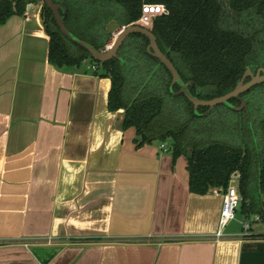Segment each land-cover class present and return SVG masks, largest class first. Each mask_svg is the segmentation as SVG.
Masks as SVG:
<instances>
[{"label":"crops","instance_id":"crops-1","mask_svg":"<svg viewBox=\"0 0 264 264\" xmlns=\"http://www.w3.org/2000/svg\"><path fill=\"white\" fill-rule=\"evenodd\" d=\"M40 9L0 24V264H264L263 231L215 236L222 189L136 146L95 63L48 61Z\"/></svg>","mask_w":264,"mask_h":264},{"label":"trees","instance_id":"trees-1","mask_svg":"<svg viewBox=\"0 0 264 264\" xmlns=\"http://www.w3.org/2000/svg\"><path fill=\"white\" fill-rule=\"evenodd\" d=\"M65 10L64 23L78 38L97 49H105L113 28L138 24L155 35L160 50L171 60L184 81H194L196 95L212 99L231 91L247 68L253 73L264 67V0H53ZM29 4H40V15L49 36L47 59L56 68L79 67L86 60L95 63L92 73L111 80L107 107L123 109L122 129L133 127L135 143H166L175 161L187 159L189 191L207 194L213 188L225 190L238 174L237 190L244 220L260 215L264 221V116L258 121L262 136L260 152L245 138L226 142L210 129L219 107L207 110L184 94L170 88L171 73L147 52L148 38L131 33L119 48L121 61L94 60L89 52L70 41L58 28L43 0H0V24L13 14H23ZM144 4L164 5L165 12L153 15L148 25L138 22ZM249 77L245 80L247 81ZM264 82L252 86L246 94ZM192 90V89H191ZM240 104L238 97L229 100ZM252 102V101H251ZM237 112V111H235ZM246 112V111H245ZM238 113H243L240 110ZM264 237L254 234L251 237Z\"/></svg>","mask_w":264,"mask_h":264},{"label":"water","instance_id":"water-1","mask_svg":"<svg viewBox=\"0 0 264 264\" xmlns=\"http://www.w3.org/2000/svg\"><path fill=\"white\" fill-rule=\"evenodd\" d=\"M43 2L51 10L59 30L70 41L86 49L94 60L101 63L110 60L112 58H116L120 61L122 60L118 54V51L129 34L141 33L145 35L149 40V43L146 47L147 52L151 56L158 59L159 62L162 63L171 73L172 79L170 83V88L173 89L174 85H177L178 90L174 92L176 94H184L188 98V100L192 102L194 110L196 112L199 106L208 107L206 112L201 114L203 116L209 114L213 110V108L218 104H225L232 109L240 110L243 107V105L246 103L244 98H242L240 95L245 91H247L248 89H250L252 86L264 82V68H259L255 73H253L250 68H247L244 74L242 75L241 80L231 91H229L224 95L214 97L212 99H201L196 95L197 87L195 82L192 80L184 81L181 78L174 64L158 47L155 35L148 28L138 24H128L126 26H123L116 33V35L112 39L111 44L106 46L105 49L101 50V49H97L91 43L78 38L67 29L63 18V16L65 15V10L63 11L62 14L60 11L62 9V6L60 4L53 2V0H43ZM31 5L32 4H29L28 7ZM246 77H249L247 81L245 80ZM233 97H238V99L240 100L239 106H235L229 101ZM221 199H222V195H221Z\"/></svg>","mask_w":264,"mask_h":264},{"label":"rangeland","instance_id":"rangeland-1","mask_svg":"<svg viewBox=\"0 0 264 264\" xmlns=\"http://www.w3.org/2000/svg\"><path fill=\"white\" fill-rule=\"evenodd\" d=\"M120 28L121 27L119 26L113 28V38ZM111 42L108 45H110ZM259 68L264 67L259 66L257 70ZM246 97L250 100V103L249 105L248 103H245L240 109V111H243V113H238L239 110H235L237 111L235 112L232 110L225 109L224 106L217 108L218 112L215 116L216 118H211L212 122L210 123V129L215 132V134L219 133L218 136H216L215 138L226 142H238L239 140L245 138L246 134L250 147L253 149L254 152L259 153L262 146V136L260 134V131L258 130V121L261 117L264 116V84L249 91L246 94ZM236 106L239 105L236 104ZM244 130L245 134L243 132ZM181 159L187 164V159L185 155L182 156ZM233 178L235 179V183H237L238 177L233 176ZM250 223L254 230H264L263 224L255 222L253 221V219L250 221ZM243 225L244 222L242 221L241 212L239 209H237L234 219H232L228 223V225L225 227V231H244Z\"/></svg>","mask_w":264,"mask_h":264},{"label":"built area","instance_id":"built-area-1","mask_svg":"<svg viewBox=\"0 0 264 264\" xmlns=\"http://www.w3.org/2000/svg\"><path fill=\"white\" fill-rule=\"evenodd\" d=\"M161 12H165L164 5L160 4H144L142 7V14L139 18L138 22L142 25H148L151 21V18L153 15L159 14ZM95 65L93 66V68ZM162 149H167L166 143H160L159 145ZM234 176L238 177V174H235ZM222 195V203L218 218V226L217 230L215 232L216 237H220L223 234V229L228 225V223L234 219L236 208L238 207V204L240 202V196L237 190V183H235V179L232 177L230 180V183L228 187L225 190H221ZM253 221L263 224L264 221L263 218L260 215H256L253 218ZM244 232L245 234L249 233L251 229V223L249 220H244ZM264 232V230H263Z\"/></svg>","mask_w":264,"mask_h":264},{"label":"flooded vegetation","instance_id":"flooded-vegetation-1","mask_svg":"<svg viewBox=\"0 0 264 264\" xmlns=\"http://www.w3.org/2000/svg\"><path fill=\"white\" fill-rule=\"evenodd\" d=\"M240 105V104H239Z\"/></svg>","mask_w":264,"mask_h":264}]
</instances>
